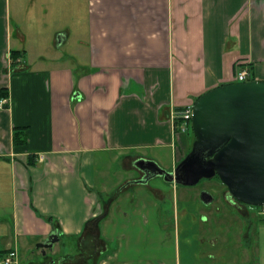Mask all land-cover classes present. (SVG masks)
I'll return each instance as SVG.
<instances>
[{"label": "crops", "instance_id": "0c3cea01", "mask_svg": "<svg viewBox=\"0 0 264 264\" xmlns=\"http://www.w3.org/2000/svg\"><path fill=\"white\" fill-rule=\"evenodd\" d=\"M11 52L20 55L15 67ZM239 70L264 81V0H0V90L8 92L0 110V261L11 250L18 264L74 261L58 243L36 248L54 230L34 224L33 208L70 240L83 242L96 220L95 238L118 242L111 253L109 241L97 249L100 264H135L121 251L134 234L160 242L167 232L151 227L149 210L138 222L124 203L112 217L129 185L145 186L135 183L134 162L172 172L188 134L173 114L234 83ZM23 128L26 143L14 146ZM253 219L264 222L248 218L254 258L243 264H264V228L252 231ZM155 258L142 264H166Z\"/></svg>", "mask_w": 264, "mask_h": 264}, {"label": "rangeland", "instance_id": "374dc122", "mask_svg": "<svg viewBox=\"0 0 264 264\" xmlns=\"http://www.w3.org/2000/svg\"><path fill=\"white\" fill-rule=\"evenodd\" d=\"M192 137L191 126L189 125L186 136L187 145L183 151L179 152L180 157H184L188 152ZM134 170L138 176L136 180L140 179L142 173L135 167ZM220 183L213 178L205 180L197 186L182 187L159 179L158 181L151 180L145 186L129 185L126 188L130 189L126 197H122L119 201L120 209L116 205L113 207L112 212L114 214L112 217L114 219L120 218L119 212L124 210L123 203L131 208V214L137 218L138 222L142 219L143 214L147 216L149 210L148 217L156 222V226L151 227L154 229L156 227L157 231L165 227L167 235H163L160 242H154L150 241L149 238L140 236V234H134L131 246L126 250L122 249V254L130 250L126 253H131L130 259L135 264H142L146 257L151 261L159 260L155 258L156 256H161L166 264H176L178 261L181 264L252 263L254 254L252 250H248L250 248L246 245L248 240H245L246 233L244 232L247 228H251L250 225L248 226V218L257 216L259 219H263L264 216L260 215L255 208L238 206L237 203L233 206L227 189ZM157 184L159 185L156 187ZM204 190L213 196V202L209 205H204L200 200V193ZM30 209L34 215L35 225L51 224L52 228H57L54 217L48 216V214H40L36 209ZM125 211L127 210L125 209ZM108 214L109 210L106 205L105 215L108 216ZM245 214L251 216L247 217ZM252 221V231L255 229L258 234V230L264 228V222L254 219ZM134 227L137 229L142 226L136 225ZM97 229L100 230L99 224L90 226L89 231L86 232V237L84 235L83 242L79 241L81 238L70 240L72 236L68 239L59 238L58 246L62 249V253L67 254L68 249L72 250L70 258L74 261L68 264H85L82 258L89 257H92V260L88 263L100 264L101 260L97 259L95 247L105 250L103 247L107 248L108 241L109 253L118 249V242L114 241L112 237L103 242L94 239ZM117 229H120L118 225ZM108 235L112 236L110 232ZM115 236H117V231L113 237ZM254 246L257 257V246L256 244ZM83 250H87V252L84 253ZM155 250H157V254ZM178 252L180 257H177ZM74 257L75 259H73Z\"/></svg>", "mask_w": 264, "mask_h": 264}, {"label": "water", "instance_id": "95a60500", "mask_svg": "<svg viewBox=\"0 0 264 264\" xmlns=\"http://www.w3.org/2000/svg\"><path fill=\"white\" fill-rule=\"evenodd\" d=\"M190 126L191 149L174 170L138 159L134 167L143 176L135 183L162 177L167 183L193 187L217 177L229 198L264 206V81L225 84L202 94L193 103ZM200 200L209 205L213 196L203 191ZM58 242L53 231L36 248L52 250Z\"/></svg>", "mask_w": 264, "mask_h": 264}, {"label": "built area", "instance_id": "2783aa9c", "mask_svg": "<svg viewBox=\"0 0 264 264\" xmlns=\"http://www.w3.org/2000/svg\"><path fill=\"white\" fill-rule=\"evenodd\" d=\"M249 73L247 70L236 71L233 76V81L236 83H243L247 81ZM7 105V101L4 98H0V110ZM192 106H188L183 111L175 112L173 114V120H178L180 123L178 128L180 132L184 133L188 129V126L192 117ZM260 215L264 216V207L258 209ZM0 264H18V255L15 250L7 252L0 261Z\"/></svg>", "mask_w": 264, "mask_h": 264}, {"label": "trees", "instance_id": "16d2710c", "mask_svg": "<svg viewBox=\"0 0 264 264\" xmlns=\"http://www.w3.org/2000/svg\"><path fill=\"white\" fill-rule=\"evenodd\" d=\"M11 65H12V67H15V65L17 64V59H19L18 57L20 56L19 54H18V52H11ZM249 80L250 81H253L254 79L251 77V72L249 73ZM8 95V92H7V90L6 89H1L0 90V98H4V97H6ZM177 112H179L178 110H177ZM179 121L178 120H176L175 121V124H176V126H178L179 125ZM193 140H194V137H192V141H191V143H190V146H189V148H188V152L190 151V149H191V144H192V142H193ZM12 142H13V145L14 146H18V145H24L25 143H26V133H25V129L23 128V129H16L15 131H14V134H13V137H12ZM188 152L184 155V157L188 154ZM183 157V158H184ZM182 158V159H183ZM181 159V160H182ZM34 160H35V157L34 156H32V155H30L28 158H27V164L28 165H34ZM180 160V161H181ZM179 161V162H180ZM178 164V163H177ZM215 180H217V181H219L218 180V178L217 177H215L214 178ZM242 206H244V207H247L246 205H243V204H241ZM248 207H250V206H248ZM250 208H254V207H250ZM50 220V219H49ZM52 222V221H51ZM51 225V224H50ZM97 224H96V220H94L93 222H91L90 224H88L87 226H86V228H90V226H96ZM52 226V225H51ZM56 228H53V230L54 231H56L55 230ZM249 229L247 228L246 230H245V232L244 233H246L245 234V236H246V239H247V237H248V234H249ZM97 232H98V229H97ZM59 236V235H58ZM59 238H61L60 236H59ZM94 239H96V238H94ZM248 241H249V238H248ZM99 242H102V241H100L99 240ZM247 242V241H246ZM96 249H100V248H98V247H95Z\"/></svg>", "mask_w": 264, "mask_h": 264}, {"label": "flooded vegetation", "instance_id": "af4514ba", "mask_svg": "<svg viewBox=\"0 0 264 264\" xmlns=\"http://www.w3.org/2000/svg\"><path fill=\"white\" fill-rule=\"evenodd\" d=\"M141 173H142V172H141ZM142 176H143V174H142ZM203 181H205V180L200 181L198 184H200V183L203 182ZM220 184H221V183H220ZM221 185H222V184H221ZM196 186H197V185H196ZM222 186H223V185H222ZM223 187H224V186H223ZM204 191H206V190H204ZM202 192H203V191H202ZM202 192H201V193H202ZM206 192H208V191H206ZM201 193H200V194H201ZM208 193H209V192H208ZM230 200H231V202H233L234 204L237 203L236 201H234V200L231 199V198H230ZM237 204H239V203H237Z\"/></svg>", "mask_w": 264, "mask_h": 264}]
</instances>
